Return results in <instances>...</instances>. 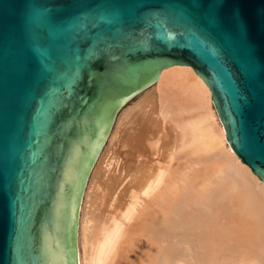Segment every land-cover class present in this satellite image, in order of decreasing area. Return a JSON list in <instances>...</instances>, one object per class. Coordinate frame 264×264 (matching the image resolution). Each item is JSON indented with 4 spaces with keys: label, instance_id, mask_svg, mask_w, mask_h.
<instances>
[{
    "label": "water",
    "instance_id": "water-1",
    "mask_svg": "<svg viewBox=\"0 0 264 264\" xmlns=\"http://www.w3.org/2000/svg\"><path fill=\"white\" fill-rule=\"evenodd\" d=\"M172 65L204 81L264 182V0H0V264H78L115 115Z\"/></svg>",
    "mask_w": 264,
    "mask_h": 264
},
{
    "label": "bare ground",
    "instance_id": "bare-ground-1",
    "mask_svg": "<svg viewBox=\"0 0 264 264\" xmlns=\"http://www.w3.org/2000/svg\"><path fill=\"white\" fill-rule=\"evenodd\" d=\"M153 86L109 137L113 122L90 170L78 264H264V182L229 146L209 88L172 65L120 110ZM151 96L161 126L148 134L134 120Z\"/></svg>",
    "mask_w": 264,
    "mask_h": 264
},
{
    "label": "rangeland",
    "instance_id": "rangeland-1",
    "mask_svg": "<svg viewBox=\"0 0 264 264\" xmlns=\"http://www.w3.org/2000/svg\"><path fill=\"white\" fill-rule=\"evenodd\" d=\"M154 88V86L152 87V88H150V89H148L146 92H144V93H142L140 96H138L137 98H135L134 100H132L130 103H128L125 107H123V109H119L118 110V112L116 113V115H115V118H114V125H113V128H112V130H111V132H110V135H109V137H111V135H113V133H114V131H115V129H116V125H117V123H118V121H119V118H120V116L122 115V113L123 112H125L127 109H129V108H131L132 106H134L135 104H137L138 102H139V100H140V98H142L144 95H145V93H147V92H149L150 90H152ZM145 105H146V107L144 108V109H142V110H140L139 112H138V114H137V116L135 117V120H134V123L136 122V124H137V126H138V128H137V126L135 127L136 129H138V131H142V130H144L146 133H148V134H150V133H157V131L160 129V126H161V124H160V119H159V117H158V114H157V110H156V103H155V96H151V97H149L148 99H147V101H146V103H145ZM150 113H152V114H150ZM117 116V117H116ZM143 119H145L144 121H143ZM140 123V124H139ZM123 125V124H122ZM121 128L124 130V131H126L127 130V132L128 133H130L129 132V130H130V127L128 126V125H123V126H121ZM167 128L168 129H171L170 128V126L169 125H167ZM122 129H120L121 131L119 132V134H118V136L117 137H121L122 136ZM131 129H133V128H131ZM128 133H127V135H128ZM126 136V132H125V134H124V136L123 137H125ZM109 137H108V139H107V142L105 143V146L103 147V149H102V151H101V153H100V155H99V157H101L102 155H103V153L105 152V150H106V148H107V146H108V144H109ZM121 143H119V145H120ZM118 150H119V146L118 145H116V146H113V151L115 152V154H117V152H118ZM112 151V152H113ZM131 151H133V149L131 150ZM133 153V152H132ZM99 157H98V159H99ZM98 159H97V161H96V163H95V165H94V167H93V169H92V171H91V174H90V177H91V175H92V172H93V170H94V168H95V166H96V164H97V162H98ZM241 161V160H240ZM242 162V161H241ZM246 166V165H245ZM89 176V175H88ZM90 177H89V179H88V182H89V180H90ZM88 178V177H87ZM87 181V180H86ZM88 182H87V184H88ZM86 188H87V185H86ZM86 188H85V191H86ZM83 195H85V193H83ZM82 199H84V196H83V198ZM82 204H83V200H82ZM82 204H81V207H82ZM80 212H81V210H80ZM80 218V217H79ZM78 232H79V229H78ZM176 238V237H175ZM178 241H179V238H178V235H177V238H176ZM177 240L175 241V242H177ZM77 243H78V238H77ZM195 251V250H194ZM78 252H79V247H78ZM194 253V252H193ZM195 254V253H194ZM232 255V254H231ZM233 255H235V254H233ZM228 256H230V254H228ZM238 256V255H237ZM234 258L236 257V256H233ZM190 264H194L193 262H191Z\"/></svg>",
    "mask_w": 264,
    "mask_h": 264
}]
</instances>
